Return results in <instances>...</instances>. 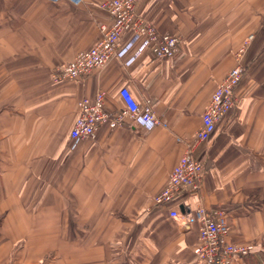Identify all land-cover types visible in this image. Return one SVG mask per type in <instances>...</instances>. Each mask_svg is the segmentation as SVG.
Returning <instances> with one entry per match:
<instances>
[{
    "label": "crops",
    "instance_id": "obj_1",
    "mask_svg": "<svg viewBox=\"0 0 264 264\" xmlns=\"http://www.w3.org/2000/svg\"><path fill=\"white\" fill-rule=\"evenodd\" d=\"M104 1L0 0V264H201L199 225L170 217L200 205L225 216L229 241L254 247L234 264H264V0H142L139 14L179 38L177 61L126 31L104 68L55 78L100 42ZM242 49L235 107L193 153L200 190L157 206ZM123 88L161 125L104 124L72 148L78 102L103 92L115 112Z\"/></svg>",
    "mask_w": 264,
    "mask_h": 264
},
{
    "label": "built area",
    "instance_id": "obj_2",
    "mask_svg": "<svg viewBox=\"0 0 264 264\" xmlns=\"http://www.w3.org/2000/svg\"><path fill=\"white\" fill-rule=\"evenodd\" d=\"M59 2L60 0H51ZM78 4L81 0H71ZM142 0H105L101 4L112 19L110 25H102V38L91 50L79 53L67 65L56 69L54 76L60 80H78L93 71L104 68L111 60L123 54L120 52V38L126 31L134 34L135 40H141V49H148L158 60L177 61L180 57V40L178 37L158 33L153 24L139 14L138 5ZM248 43L245 44L247 46ZM244 50H240L235 67L219 83L209 105L202 115V126L192 143L172 171L164 190L155 198L157 206L172 202L184 189L193 193L200 190L204 176V166L193 156L195 148L207 141L214 133L216 125L233 110L236 104V88L241 82L245 68L242 64ZM105 93L100 92L95 98H84L77 104V118L70 132V144L75 148L78 143L93 139L99 128L108 124L114 129L128 119L140 123L148 129L161 125L160 119L153 112L151 102L140 104L132 92L123 88L121 98L123 109L110 112L105 107ZM170 217L181 221L183 227L199 225L198 244L193 253L201 264H234L243 260L254 250L252 245H238L229 241V227L222 213H213L203 206L196 207L187 214L178 210L170 211Z\"/></svg>",
    "mask_w": 264,
    "mask_h": 264
}]
</instances>
